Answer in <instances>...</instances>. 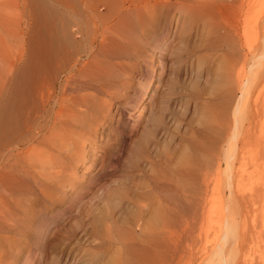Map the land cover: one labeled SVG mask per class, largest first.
I'll return each instance as SVG.
<instances>
[{"label":"rangeland","instance_id":"rangeland-1","mask_svg":"<svg viewBox=\"0 0 264 264\" xmlns=\"http://www.w3.org/2000/svg\"><path fill=\"white\" fill-rule=\"evenodd\" d=\"M0 1L4 76L28 57L44 55L47 38L64 37L66 0H12L10 8ZM68 1L78 7V0ZM187 13L173 10L165 20L159 12L154 32L140 36L146 50L135 54L134 70L124 75L128 87L116 90L118 105L108 106L110 126L87 154L92 167H79L75 186L62 187L58 203L49 206L32 189L14 193L3 185L2 173L28 163V151L26 140L18 141V151L0 140V198L10 200L15 215L0 264H205L221 215L264 217V0H210L193 22ZM76 28L74 21L71 38ZM250 51L258 78L251 99L241 103L243 150L217 178L215 156L228 145L239 94L230 67L244 72ZM147 128L153 135L138 149ZM187 155L194 163L186 164ZM46 187L51 195L56 189ZM46 218L53 221L40 232L37 221Z\"/></svg>","mask_w":264,"mask_h":264},{"label":"bare ground","instance_id":"bare-ground-1","mask_svg":"<svg viewBox=\"0 0 264 264\" xmlns=\"http://www.w3.org/2000/svg\"><path fill=\"white\" fill-rule=\"evenodd\" d=\"M151 1L78 0V7H75L66 0L63 3L64 37L47 38L44 55L28 57L24 66L18 64L9 75H0V140L16 151L19 143L26 140L24 148L28 151V163L13 165L9 172L2 173L7 183L3 185L11 187V192L32 189L36 195L47 199L45 202L49 206L58 203L65 194L61 188L69 186L72 189L75 186L79 167H92L93 162L87 165V154L97 147L98 134L104 135L110 126L108 106L118 105L115 92L119 87H128L124 75L134 70L135 54L140 49L146 50V38L140 36L154 32L158 23L155 20L157 13L163 12L162 16L167 20L170 11H187L192 19L196 13H202V7L210 0ZM5 4L9 8L13 5L12 0L5 1ZM3 5L0 1V8ZM101 6L102 9L99 8ZM12 15L9 14L11 18ZM74 21L77 38L70 35ZM136 28H141V32ZM262 40L264 44V37ZM233 41L238 44L240 40L234 38ZM157 49L162 57L161 47ZM254 54L250 51L251 57L248 58L251 62L244 72L240 65L230 67L229 73L234 76L231 87L239 94L232 110L234 122L228 145L215 156L217 178L241 157L243 147L239 145L238 138L243 113L241 103L245 97L251 99L258 78ZM121 96L123 94L118 97ZM151 120L160 122L156 115H152ZM151 135L153 128L143 130L138 149ZM204 148H199L202 155ZM191 160L186 158V164H192ZM205 179H209L208 174L203 176ZM227 180L231 189L230 177ZM46 184L48 187L56 186L52 195ZM11 199L14 205L20 206L19 198ZM32 202L35 203L36 199ZM10 203L9 199L0 198V254L5 251L4 245L7 248L11 245L9 234L13 231L15 215L9 211ZM39 212L35 210L34 214ZM233 215L219 217L220 223L213 233V250L210 248L213 254L207 250L212 256L208 262L205 260V264H264V217L258 221L257 216L242 215L236 219ZM51 221L38 219L40 232L45 231ZM19 239L24 240L26 236ZM1 259L2 255L0 262Z\"/></svg>","mask_w":264,"mask_h":264}]
</instances>
